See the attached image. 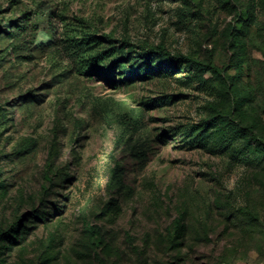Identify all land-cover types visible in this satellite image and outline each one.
I'll return each mask as SVG.
<instances>
[{"label": "rangeland", "instance_id": "374dc122", "mask_svg": "<svg viewBox=\"0 0 264 264\" xmlns=\"http://www.w3.org/2000/svg\"><path fill=\"white\" fill-rule=\"evenodd\" d=\"M263 262L264 0H0V264Z\"/></svg>", "mask_w": 264, "mask_h": 264}, {"label": "trees", "instance_id": "16d2710c", "mask_svg": "<svg viewBox=\"0 0 264 264\" xmlns=\"http://www.w3.org/2000/svg\"><path fill=\"white\" fill-rule=\"evenodd\" d=\"M141 54H142V57L147 60V62H150L152 60L153 56H157L161 59V61H163V62L167 63L169 66L173 67V66H178L177 64L173 63L174 61L179 62L180 60L183 59V60H186L187 62H191L195 67L200 68L203 71L207 69L206 66H204L203 64H201L199 62L192 61L190 59L181 58V57H176V56L172 55L168 50H166L163 47L145 49L142 51ZM118 63H120V62H118ZM151 70H160V69L154 68ZM130 74L133 76L132 78H134V79L139 78L142 75L141 69L134 70V71L130 72ZM253 138H256L255 135L253 136ZM113 171H114V169H113ZM83 228L86 230L91 229L94 232L96 230L95 225H89V224L86 225L85 223H83Z\"/></svg>", "mask_w": 264, "mask_h": 264}, {"label": "built area", "instance_id": "2783aa9c", "mask_svg": "<svg viewBox=\"0 0 264 264\" xmlns=\"http://www.w3.org/2000/svg\"><path fill=\"white\" fill-rule=\"evenodd\" d=\"M262 264H264V262Z\"/></svg>", "mask_w": 264, "mask_h": 264}]
</instances>
